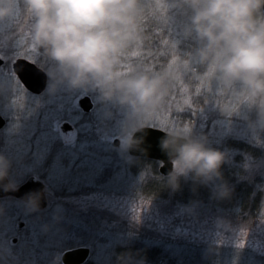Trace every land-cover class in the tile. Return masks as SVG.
I'll list each match as a JSON object with an SVG mask.
<instances>
[{"label": "rangeland", "instance_id": "obj_1", "mask_svg": "<svg viewBox=\"0 0 264 264\" xmlns=\"http://www.w3.org/2000/svg\"><path fill=\"white\" fill-rule=\"evenodd\" d=\"M146 3L143 27L149 31L145 44L132 49L122 64L153 72L167 70L174 77L164 105L150 123L166 119L170 130L190 129L193 135L206 137L209 147L226 153L229 165L243 171L239 182L248 183L260 195L257 210L242 217L238 206L229 209L197 202L188 211L193 203L146 197L143 185L150 172L133 173L134 158L119 151L127 130L125 108L102 101L97 92L73 91L66 86L49 94L50 80L42 96L23 91L15 82L12 64L19 57L38 63L39 54L33 50L20 5L15 21L0 25V32L15 34L10 46L0 48L7 60L0 69V82L9 85V91L0 96L7 120L0 132V154L11 161L10 175L18 186L34 176L32 179L45 185L48 201L45 196L46 206L31 214L19 201H0L4 209L0 215V264H62V254L77 247L90 249L87 264H121L117 248L134 243L146 251L160 249L155 264L173 260L176 264H264V132L254 134L249 128L248 121L256 119L255 111L242 106V96L218 89L205 69L193 63L191 53L197 44L182 41L179 25L183 18L178 13L169 22L167 10L157 6L163 0ZM155 13L164 16L158 18ZM163 28L165 33L159 32ZM137 52L139 55H133ZM174 56L177 63L169 70ZM41 63L47 65V72L51 70L48 60ZM120 71L126 69L120 66ZM84 96L92 99L88 114L79 105ZM189 100L192 107L186 102ZM66 123L69 127L65 129ZM228 139L246 143L250 152L226 151L223 143ZM220 219L229 221L233 231L218 229ZM210 248L214 250L210 252ZM163 254L168 256L162 260Z\"/></svg>", "mask_w": 264, "mask_h": 264}, {"label": "clouds", "instance_id": "obj_2", "mask_svg": "<svg viewBox=\"0 0 264 264\" xmlns=\"http://www.w3.org/2000/svg\"><path fill=\"white\" fill-rule=\"evenodd\" d=\"M20 5L32 46L52 65L47 73L49 94L66 86L97 92L102 101L125 108L127 130L119 151L126 154L138 149L142 141L135 134L151 125L150 118L164 105L174 80L167 70L137 68L130 75L120 71L123 59L146 39V0H0V25L15 21ZM163 5L169 22L176 19L173 13L183 18L179 25L182 41H196L193 63L205 69L218 89L242 96V106L256 114L255 120L248 121L250 130L264 132V0H163ZM14 37L12 32H0V48L10 46ZM7 91L9 85L0 82V96ZM160 146L172 163L166 178L169 188L178 191L182 180L190 181L194 191L211 186L214 199H231L233 190L222 173L228 155L209 147L206 137L194 136L190 129L170 130ZM10 169L11 161L0 154V189L5 192L18 190ZM23 203L29 214L41 211L38 194ZM196 206L193 202L187 210ZM217 227L233 231L224 219L218 220ZM120 259L121 264H147L133 254Z\"/></svg>", "mask_w": 264, "mask_h": 264}, {"label": "trees", "instance_id": "obj_3", "mask_svg": "<svg viewBox=\"0 0 264 264\" xmlns=\"http://www.w3.org/2000/svg\"><path fill=\"white\" fill-rule=\"evenodd\" d=\"M156 16H164L161 13H155ZM143 20V26H144ZM182 21V20H181ZM145 29V28H144ZM165 28L161 29L159 32L165 33L163 31ZM145 36H147L149 29H145ZM157 32V31H155ZM145 44V41H144ZM140 68H144L143 66ZM197 136V135H194ZM223 148L226 151H229L230 148L239 150L242 153H249V146L242 142L233 139L225 140L223 143ZM215 148L214 146L212 147ZM134 167L132 166L131 171L133 173H145L146 171L150 172V178L143 185V194L146 197L154 198L159 201L169 202V203H179L182 205L191 204L193 202H205V203H214L215 205H221L226 208H231L238 206L240 209V216L245 217L247 212L253 213L258 208L259 200L261 199L258 192L254 191L248 183L240 181V177L243 173L242 169H239L238 166L229 165V162L225 164L222 168L223 178L227 184L232 188L233 194L231 199L228 200H217L212 196V187H199L197 190H193V184L188 181H181V188L178 191H174L169 188L166 184L165 176L159 173V163L150 159L136 158ZM238 164L240 163V157L235 159ZM229 208V209H230ZM238 212V213H239ZM122 248V247H121ZM138 249V251H137ZM160 249L157 251H146L143 247L134 243L131 247H123L120 249L117 248V253L119 256L123 257L127 254H133L135 259H146L151 264H155L159 261L158 253L160 254ZM157 254V256H156ZM167 257L168 254H163L161 259L163 260ZM158 257V258H157ZM170 264H176V262L170 261Z\"/></svg>", "mask_w": 264, "mask_h": 264}, {"label": "water", "instance_id": "obj_4", "mask_svg": "<svg viewBox=\"0 0 264 264\" xmlns=\"http://www.w3.org/2000/svg\"><path fill=\"white\" fill-rule=\"evenodd\" d=\"M3 64L4 61L0 58V65ZM13 68L20 81L29 91L35 94H40L45 90L47 85V74L35 64L26 59H18L14 63ZM80 105L86 112H89L92 109V103L89 97L81 99ZM67 127L69 126L65 125V129ZM167 134L168 132L153 127H147L143 131L137 132L135 134V138L137 140H141L142 143L139 145L138 149L130 151L129 154L133 157H141L161 162L159 171L162 175L168 176V173L172 170V163L168 155L161 149L160 146L162 139H164ZM114 144L115 146H118L119 141L115 140ZM33 194L41 196V209L44 208L46 206L44 186L39 181L30 179L14 192H5L3 189H0V198L13 196L17 199L25 201L27 197ZM89 256L90 250L88 248H74L63 253L62 263L84 264L88 260Z\"/></svg>", "mask_w": 264, "mask_h": 264}, {"label": "snow or ice", "instance_id": "obj_5", "mask_svg": "<svg viewBox=\"0 0 264 264\" xmlns=\"http://www.w3.org/2000/svg\"><path fill=\"white\" fill-rule=\"evenodd\" d=\"M157 6L162 10L165 9V6L163 4H158ZM165 43H167V41H165ZM172 47L175 48L176 45L173 44ZM33 50H35L34 46H33ZM133 55H139V53L137 52V53H134ZM176 63H177V60L174 56L173 59L171 60V63L168 65L169 70H171L172 65H174ZM187 66L188 65L185 64V67H187ZM121 67L126 69V71H122V74H124V75H130L136 70L131 64H122ZM145 70L152 71L151 68H145ZM206 77H207V75H206ZM200 83H201V88H203L204 87V80H201ZM181 87L183 88V85H181ZM201 88L197 89V94H199ZM208 88H209V90H211V88H212V85L210 83L208 84ZM183 90L187 91V89H183ZM186 102L188 103L189 107H192L190 100L186 101ZM151 125L152 126H159L160 128H162L163 130H166V131L170 130L169 126H168V121L166 119L157 118L156 120L151 122ZM171 130H175L174 127ZM184 130L187 131L188 129L185 128Z\"/></svg>", "mask_w": 264, "mask_h": 264}, {"label": "flooded vegetation", "instance_id": "obj_6", "mask_svg": "<svg viewBox=\"0 0 264 264\" xmlns=\"http://www.w3.org/2000/svg\"><path fill=\"white\" fill-rule=\"evenodd\" d=\"M39 54V53H38ZM0 58H2L4 61H5V64H3V65H0V69H3V68H5L6 67V64H7V60L4 58V56L0 53ZM42 61H44L45 63H46V59L42 56V55H40L39 54V61H38V63H36L40 68H42L45 72H46V74L48 73L47 72V70H48V68L47 67H45V66H43L42 65ZM40 63V64H39ZM12 71H13V69H12ZM13 74H14V76H15V78L14 79H16V83L18 84V86L23 90V91H25V92H27L28 94H30V95H32V96H36V97H39V96H42L43 94H41V95H36V94H33L32 92H30V91H28L23 85H22V83L19 81V79H18V77L16 76V74L13 72ZM47 76H48V74H47ZM48 83H49V76H48ZM46 92V91H45ZM44 92V93H45ZM20 94V93H19ZM19 101H20V99H19ZM0 120H1V125H0V132L2 133V132H4V129L7 127V120H6V118H5V116H4V114H3V111H2V109H1V107H0ZM31 178H35L34 176H31L29 179H31ZM28 179V180H29ZM39 181V180H38ZM26 182V181H25ZM24 182V183H25ZM23 183V184H24ZM22 184V185H23ZM21 186V185H20ZM20 186H18V187H20ZM44 192H45V194H46V198H47V201H48V192H47V189H46V187H45V185H44ZM9 199H12V200H15V201H19V202H21V203H23V201H21V200H19V199H17L16 197H13V196H9V197H5V198H0V201H2V200H9ZM24 204V203H23ZM23 226V225H22ZM14 242H18V240L17 239H14Z\"/></svg>", "mask_w": 264, "mask_h": 264}, {"label": "bare ground", "instance_id": "obj_7", "mask_svg": "<svg viewBox=\"0 0 264 264\" xmlns=\"http://www.w3.org/2000/svg\"><path fill=\"white\" fill-rule=\"evenodd\" d=\"M90 257V256H89ZM88 260H89V258H88Z\"/></svg>", "mask_w": 264, "mask_h": 264}]
</instances>
